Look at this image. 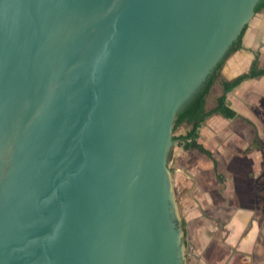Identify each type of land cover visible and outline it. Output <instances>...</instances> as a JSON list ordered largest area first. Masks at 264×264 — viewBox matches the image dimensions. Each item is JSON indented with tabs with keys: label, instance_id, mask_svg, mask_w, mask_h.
<instances>
[{
	"label": "water",
	"instance_id": "1",
	"mask_svg": "<svg viewBox=\"0 0 264 264\" xmlns=\"http://www.w3.org/2000/svg\"><path fill=\"white\" fill-rule=\"evenodd\" d=\"M260 1L0 0V264H184L174 121Z\"/></svg>",
	"mask_w": 264,
	"mask_h": 264
},
{
	"label": "crops",
	"instance_id": "2",
	"mask_svg": "<svg viewBox=\"0 0 264 264\" xmlns=\"http://www.w3.org/2000/svg\"><path fill=\"white\" fill-rule=\"evenodd\" d=\"M264 70V8L246 25L240 47L222 65L206 98L212 110L222 82ZM236 116L214 113L198 130L197 150L177 153L186 225L184 264H264V74L242 80L226 94ZM184 135L188 126L183 124ZM260 146L254 147V140ZM182 161V164L179 163Z\"/></svg>",
	"mask_w": 264,
	"mask_h": 264
},
{
	"label": "trees",
	"instance_id": "3",
	"mask_svg": "<svg viewBox=\"0 0 264 264\" xmlns=\"http://www.w3.org/2000/svg\"><path fill=\"white\" fill-rule=\"evenodd\" d=\"M263 8H264V0L260 1L256 5L255 12H258ZM245 29L246 26L242 29L238 39L231 45L223 60L220 61L213 69L212 73L209 75L202 88L178 111L174 121L173 131H175L178 127H180L183 124L189 126V130L184 135L172 137V139L173 141H176L177 144L183 150H197L213 160L212 154L209 151L205 150L196 141L198 138V130L201 124L204 122L206 118H208L214 113L220 114L226 118H232L236 116L235 112L229 108V105L226 101V94L234 87H236L242 80L249 77H255L264 74V70H256L255 64L253 63L251 70L249 71L248 74L240 76L232 82H222V94L217 98L215 108L212 110L206 109V98L210 92V89L214 84V82L216 81V79L218 78L220 74V70L225 60L228 58V56H230L234 51H236L240 47L241 39ZM255 146L257 147L259 146L257 144L256 138L254 140V147ZM180 228L183 232V240H184L185 238L184 224L182 222L180 223Z\"/></svg>",
	"mask_w": 264,
	"mask_h": 264
},
{
	"label": "rangeland",
	"instance_id": "4",
	"mask_svg": "<svg viewBox=\"0 0 264 264\" xmlns=\"http://www.w3.org/2000/svg\"><path fill=\"white\" fill-rule=\"evenodd\" d=\"M184 127H178L175 131L172 132V137L179 136L178 133L180 131H183ZM189 128V126H188ZM180 151V146L177 144L176 141L173 142L172 146L169 149V153L167 156V166L170 171V177H171V184H172V190H173V197L175 199V207H176V214H177V221L180 223V221L184 224L183 220V204L180 202L181 196L185 194L186 189H182V185L178 182V171H177V164H175L177 160V153ZM180 164H182V161H179ZM183 229V226H182ZM185 245H183L184 247ZM185 250V248H184ZM184 252V251H183Z\"/></svg>",
	"mask_w": 264,
	"mask_h": 264
},
{
	"label": "flooded vegetation",
	"instance_id": "5",
	"mask_svg": "<svg viewBox=\"0 0 264 264\" xmlns=\"http://www.w3.org/2000/svg\"><path fill=\"white\" fill-rule=\"evenodd\" d=\"M260 198L259 199L261 200V203H262L261 204L262 205L261 208H264V197L263 196H260ZM262 212H264V211H262ZM180 223H181V221H180ZM184 234H185V238L183 240V245H187V241H186V225L185 224H184Z\"/></svg>",
	"mask_w": 264,
	"mask_h": 264
}]
</instances>
